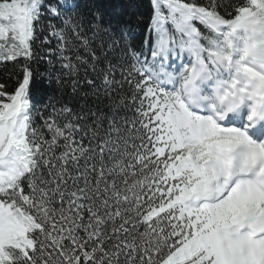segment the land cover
Segmentation results:
<instances>
[{"label":"snow or ice","instance_id":"snow-or-ice-1","mask_svg":"<svg viewBox=\"0 0 264 264\" xmlns=\"http://www.w3.org/2000/svg\"><path fill=\"white\" fill-rule=\"evenodd\" d=\"M148 4L0 0V264H264V0Z\"/></svg>","mask_w":264,"mask_h":264},{"label":"trees","instance_id":"trees-1","mask_svg":"<svg viewBox=\"0 0 264 264\" xmlns=\"http://www.w3.org/2000/svg\"><path fill=\"white\" fill-rule=\"evenodd\" d=\"M111 2L116 5L115 10L117 12L123 11L125 13L123 17L124 19L132 20L137 34V42H139L143 35L146 34L148 18L150 15L148 0H134L131 7L128 6L129 0H111ZM201 2H206V0H201ZM51 47L54 48L55 43H53ZM46 48L47 46H45V49ZM41 54L45 55V59L34 62L32 64L33 68H37L40 72L49 71L50 66L47 63V60L51 59L55 64V67L51 68V70L56 72L60 71L59 65L56 62V57L53 54L47 52L46 50ZM20 63L21 61L0 63V83L6 85V90L8 92H12L17 87L22 77V70L19 66ZM51 91L52 89L48 87L47 82L44 79L37 78L31 86V93L34 101L45 100L47 94H49ZM122 91L128 93L131 91V88L129 85L125 84ZM46 114L47 113L45 112V115ZM125 114L129 117H132L135 115L134 108L127 109ZM37 121L39 123V117H37Z\"/></svg>","mask_w":264,"mask_h":264}]
</instances>
